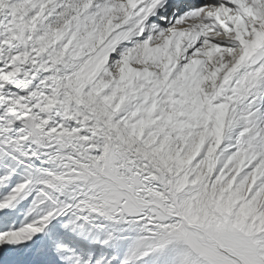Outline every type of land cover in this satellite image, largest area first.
Wrapping results in <instances>:
<instances>
[{"label":"snow or ice","instance_id":"snow-or-ice-1","mask_svg":"<svg viewBox=\"0 0 264 264\" xmlns=\"http://www.w3.org/2000/svg\"><path fill=\"white\" fill-rule=\"evenodd\" d=\"M0 264H264V0H0Z\"/></svg>","mask_w":264,"mask_h":264}]
</instances>
